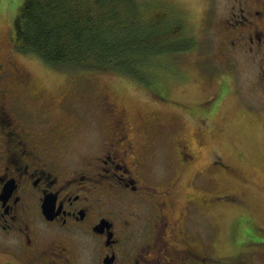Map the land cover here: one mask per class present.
I'll list each match as a JSON object with an SVG mask.
<instances>
[{"label":"rangeland","instance_id":"obj_1","mask_svg":"<svg viewBox=\"0 0 264 264\" xmlns=\"http://www.w3.org/2000/svg\"><path fill=\"white\" fill-rule=\"evenodd\" d=\"M130 1L145 16L157 11L176 18L193 43L159 58L150 84L117 71L58 69L36 53L18 51L11 24L23 0H0V60L13 57L33 75L42 96L33 106L43 108L56 123L76 125L81 121L75 115L82 116L86 127L99 135L97 105L100 97L106 104V88L128 119L158 131L145 177L168 188L170 204L174 212L184 213L180 222L197 241L195 247L202 244L204 252L218 254L215 264H264V243L257 241H264V81L249 55L221 61V20L229 0ZM105 138L99 136L86 149L85 141L73 142L64 152L87 157ZM180 140L193 151L185 163L176 153ZM96 178L106 191L110 184L123 187L113 173H97ZM109 199L101 195L103 210L110 209ZM141 222L126 231L121 247L137 240L140 232L156 230ZM164 252H151L146 259L170 264L172 256Z\"/></svg>","mask_w":264,"mask_h":264},{"label":"flooded vegetation","instance_id":"obj_2","mask_svg":"<svg viewBox=\"0 0 264 264\" xmlns=\"http://www.w3.org/2000/svg\"><path fill=\"white\" fill-rule=\"evenodd\" d=\"M221 36V61L249 55L264 81V0H229ZM18 66L13 57L0 60V264H159L146 258L164 251L170 264H215L218 254L195 247L182 228L184 213L174 212L168 188L145 177L158 131L128 119L106 88L95 122L102 135L85 120L56 123L33 106L42 100L40 88ZM99 136L106 138L87 157L64 152L81 140L86 149ZM180 141L176 153L185 163L193 151ZM97 173H113L122 189L110 184L106 191ZM101 195H110L109 210L102 209ZM139 220L156 230L121 247Z\"/></svg>","mask_w":264,"mask_h":264},{"label":"trees","instance_id":"obj_3","mask_svg":"<svg viewBox=\"0 0 264 264\" xmlns=\"http://www.w3.org/2000/svg\"><path fill=\"white\" fill-rule=\"evenodd\" d=\"M130 2L23 0L11 24L13 46L58 69L117 71L150 84L159 58L193 43L176 18L145 16Z\"/></svg>","mask_w":264,"mask_h":264}]
</instances>
